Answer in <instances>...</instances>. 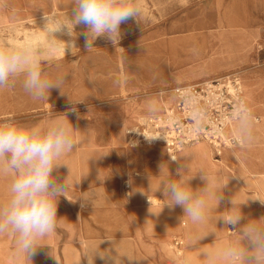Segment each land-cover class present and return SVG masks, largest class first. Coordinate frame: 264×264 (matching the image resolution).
I'll return each mask as SVG.
<instances>
[{
	"label": "rangeland",
	"instance_id": "374dc122",
	"mask_svg": "<svg viewBox=\"0 0 264 264\" xmlns=\"http://www.w3.org/2000/svg\"><path fill=\"white\" fill-rule=\"evenodd\" d=\"M129 2L139 11L138 21L129 20L127 23L121 24V36L118 44L114 45L106 37H98L93 42V46L87 49L85 38L79 35L86 30L83 26L74 28L71 42L68 41L69 37L63 35L59 38L49 37L42 27L43 14L51 17L53 21L67 24L69 28L73 27L70 16L71 8L64 6L66 2L63 0H25L23 2L24 7L30 10L28 15L18 16L16 14L14 32L8 34L1 32L0 45L5 47L30 45L32 55L40 61L42 74L52 81L62 79L63 83L61 89L52 88L49 97L46 95L43 100H34L24 91L22 78L17 79L13 87L0 89V121L17 122L30 116H44L49 119V117L54 118L66 114L76 120V113L80 111L85 113L81 120L87 118L88 115L94 116L96 135L101 136L103 133L106 135L107 131L112 132L114 127L111 123L109 127L103 124L100 117L104 115V107L110 106L113 115L117 116V113L121 111L120 106L123 107V103L130 102L131 111L135 115L133 125L136 128L143 123L141 116L145 113H160L175 103L176 96L173 89L176 87L199 81L198 79L202 78L204 80L232 74H234L231 76L232 78H240V72L251 70L260 73L264 71L262 61L264 48L261 49L264 43V0H129ZM199 37H202L203 41L205 39L208 47L213 50L214 46L229 48L238 43L246 44L247 39H253L259 56L257 63L204 62V58H199L197 52L196 42L199 41ZM190 38L191 42L185 41ZM258 49L261 50L258 51ZM211 54L213 51L210 50V53L207 54L208 59L213 60ZM195 77L202 78L196 79ZM240 80L242 82L241 78ZM241 86L243 91L245 89L244 92H246L247 97L252 99L255 92L254 85L246 84L244 81ZM73 107H75L76 112L70 111ZM263 113L261 112L260 115L254 113V119L262 120ZM125 130L121 129L119 135L122 141H125L123 144L128 150L130 164L127 173L122 177L121 195L123 199L131 198L133 193L137 192L133 183L129 190L125 189L124 180L126 177L135 175L137 169L143 173L139 149L126 145ZM116 131L117 129L114 132ZM258 132L260 134V131ZM196 143L181 150L206 144L209 149L210 147L213 148L214 157H219L209 142L200 140ZM250 144L255 145L256 142ZM144 146H142L143 151L149 150V152L146 151L148 153L157 149L162 152L159 163L173 162L163 144L151 147ZM187 146L185 145L184 148ZM102 147L104 146L101 144L96 145V149L101 150ZM115 147V151H117L118 146ZM263 147L262 144L255 145V148L260 149L258 152L264 151ZM235 149L234 145L229 147L239 163L245 169L247 168L248 172L255 173L240 157L238 158V152ZM181 150L177 152V157L180 156ZM88 160L93 162L97 168L99 165L106 166L108 162L118 166L122 162V156L117 152L110 159H107L96 153L94 159L88 157ZM192 160L194 163L196 160L199 164L203 163L200 157L191 158L189 159L191 163L189 167L194 166ZM61 162L67 165L61 166L62 169L71 170L73 167L81 170L82 165L89 161L85 158H63ZM176 162L180 163V159ZM242 166L238 165L235 167L237 168L235 171H230L231 176H239V181H237L239 184L245 183L246 178L243 175ZM205 169L204 173H208L210 180L206 197L209 204L206 220L203 223H193L189 218L183 217V209L180 210L179 225L183 227V235H181L183 237L173 233L169 238L172 250L171 264L177 263L174 258L178 257L180 262L184 256L190 258V264H205L202 252L206 250L223 254V250L237 238L230 231L231 228L229 230L224 227L222 222H216L218 216L227 215L230 212L238 213V211L229 209L220 213L226 208V204H230L229 198L234 195L237 206L249 198L264 199L256 192L245 190V188L250 187L245 186L238 190L237 186L231 185L230 181L226 180L228 173L225 170L222 173L226 181L220 183L215 181V174H219L218 167L211 168L206 164ZM255 174H253L255 182L264 185V179ZM210 178H214V180L212 181ZM225 184L227 186L223 189ZM190 186L195 190L204 187L205 182L196 181L190 183ZM8 189L9 185H0V205L7 202L9 198ZM222 189L225 198L217 204V194ZM130 192L132 195L128 196ZM148 194H150L149 197ZM148 194L142 196V203L146 206H150L149 200H151L152 206H157L158 203L165 201L161 191L156 192L154 189ZM67 198L60 197L57 206L56 228L52 234L41 241L46 245L38 248L37 254L32 257V262L18 251L14 234L11 232L0 234V264H44L46 261L40 259L39 255L40 250L44 248H56L61 264L66 263V251L72 262L75 261L76 253L83 264H88L99 247L101 250L108 249L116 264L165 263L164 259L168 253L163 250L159 241H151L148 237L143 239L141 235L137 234L131 216L127 215L126 217L127 225L130 226L128 232L111 237L105 232L106 227L96 223L90 217L91 208L95 204H86L82 208L81 202L79 203L77 199L69 198L68 195ZM90 198L91 201L100 204H97V207L101 210L120 209V205L117 204L119 203L118 200L113 199L110 195L102 198V195L94 189L90 192ZM110 203L114 207H111ZM220 204L221 206H219ZM241 207L249 213L248 218L242 214L246 218L242 223L249 219L255 220L264 217V205L259 200H249L247 204ZM87 226L89 228L95 227L97 233L89 234L86 229ZM207 233L210 234L202 240L199 239ZM222 236L224 237L222 238ZM174 237H180L184 241L181 254L174 246ZM191 253L193 254L191 255ZM220 256L221 259L217 263L226 264L223 255ZM106 259L96 256L94 261L96 264H106ZM221 261L224 262L221 263Z\"/></svg>",
	"mask_w": 264,
	"mask_h": 264
},
{
	"label": "clouds",
	"instance_id": "9594fccd",
	"mask_svg": "<svg viewBox=\"0 0 264 264\" xmlns=\"http://www.w3.org/2000/svg\"><path fill=\"white\" fill-rule=\"evenodd\" d=\"M138 15V9L129 0H72L70 10L72 28L65 23L53 21L45 14L42 16V27L49 37L59 38L63 35L69 37L68 41L71 42L74 28L83 26L86 30L79 35L85 38V46L88 49L98 37H106L114 45L118 44L121 24L129 20L138 21ZM21 78L24 91L34 100H43L46 95L49 97L50 90L61 89L63 83L62 79L52 81L42 74L40 61L32 55L30 45L15 47L0 45V89L13 87L16 80ZM70 111L76 112L75 107ZM233 116L238 123L233 145L242 147L250 144L253 141L250 110L240 103ZM194 119L199 121L201 117L194 114ZM73 129L67 114L66 119L58 118L47 126H22L10 120L0 121V174L13 177L8 189L9 198L5 204L0 205V234L6 232L14 234L18 251L31 262L38 248L46 245L41 241L56 228L60 197L67 198L68 181L66 177L54 175V172L61 166H67L61 162V158L72 153L77 147ZM144 137L149 142L158 138L165 139L163 136ZM136 146V142L131 144V147ZM171 160L178 161L179 158L171 157ZM165 166L167 165L163 163L159 165V176L164 174L166 179L161 180L156 192H162L166 203L159 213H155L151 210L152 202L148 199L149 213L158 216L165 206L169 209L181 207L183 217L189 218L193 223H203L209 210L206 199L209 177L201 171L200 179L205 182V186L193 190L190 182L195 175H187V163L180 164L175 177L172 178L168 167L165 172ZM127 183L129 186L132 185L131 176ZM226 186L227 184L223 189ZM223 189L217 194V204L225 198ZM80 200L81 207H85V201ZM249 200H259L264 205V199L249 198L239 204L238 213L230 212L216 217V222H222L229 230L231 228L230 231L237 237L223 250L222 255L226 264H264V217L249 219L242 223L246 218L242 215L241 206L247 204ZM229 202L230 209L237 207L234 195L229 198ZM209 234L199 239L202 240ZM52 256L57 264H61L58 258ZM96 256L101 259L107 258L106 264H116L108 249L101 250L100 247L94 252L88 264H94ZM202 256L205 264H217L221 258L220 254L207 250L202 252ZM179 264H190V258H184Z\"/></svg>",
	"mask_w": 264,
	"mask_h": 264
},
{
	"label": "crops",
	"instance_id": "0c3cea01",
	"mask_svg": "<svg viewBox=\"0 0 264 264\" xmlns=\"http://www.w3.org/2000/svg\"><path fill=\"white\" fill-rule=\"evenodd\" d=\"M24 1L25 0H0V33L5 32L8 34L14 32L16 27V24L14 22L16 14L18 16L28 15V11L30 10L24 7L23 4ZM63 2H66L64 6H68L71 8L72 0H63ZM185 41L191 42V38ZM196 43H197V48H198L197 52L199 58L203 57L204 62L226 63V64L257 63L256 61L258 60L259 57L257 55V48L253 39H247L246 44L238 43L236 45H232L229 48L224 46H214V50L208 47L206 40L204 39L203 41L202 37H199V41H197ZM263 48H264V43L261 46V49ZM261 49H258V51H260ZM210 50L213 51V54H211V56L214 58L213 60H211V58L208 59L207 54L208 52L210 53ZM262 61L264 63V57ZM239 75L240 78L242 79V82L249 81L254 85L255 92L253 93V98L249 99L247 97L246 92H244V95L246 98L248 108L252 112V115L253 116L255 114L260 115L261 112H264V71L259 73L256 71L249 70L245 72H240ZM202 77H195V78L197 79ZM187 78H191V77H187ZM202 79H198V80H202ZM118 105H122V104H118ZM123 105H124L123 107L120 106L121 111L117 113V116L113 115L110 106L104 107L103 109L104 115H102V117L100 118H102L104 125L106 126L108 125L109 127L111 123L114 125V127L112 132L107 131L106 135L103 133V135L101 136L96 135L94 116L91 117L90 115H88L87 118L81 120V118L84 117L85 113L79 111L78 113H76L75 116L76 120H74L72 119V117H69L67 115V119L74 127L73 137L77 147L74 149L72 153L65 155L61 159L85 158L89 162L88 163L85 162V164L82 165L81 170L75 169L73 167L71 170L70 169L65 170L60 168L56 170L54 175L60 178L66 177L69 185L67 189V195L69 196V198H75L79 201V203L80 202L82 203L80 199H83L85 203L88 205L95 204L94 207L91 208L90 217L96 223L102 225L103 227H106L105 232L107 233V235L111 237L113 236L116 237L118 235L126 234L130 228V226L127 225L128 221L126 217L127 215L131 216L132 221L135 225L134 228L135 230H137V234L141 235L143 239H145V237H148L151 241L152 240L159 241L163 250L168 253L169 256L167 255V257L164 259L165 263L163 262L162 264H171L170 257H172V250H171L169 238L173 233L178 234L179 236L183 235L182 234L183 227L179 225V221H180L179 217H181L180 210L182 208L175 207L174 209H169L167 206H165L158 216H153L149 213L150 206H146L142 203V196L144 194L150 193L154 189H157L159 187L161 180L166 179V176L164 174L159 176L160 174L159 165L162 164V162L159 163L161 161V156H162L161 151L156 152L155 156L145 157V152L143 151L142 148L143 145L138 146L139 158L143 165L141 168L143 170V173H140L139 169H137L135 171V175L131 176V179L136 187L137 192L133 193L131 198L130 197L126 198L127 202L126 199H123L121 195L122 180H123L122 177L127 173L126 171L129 167L130 162H129L128 150L125 148L126 146H124L121 136L119 135V132L121 129H126L125 135H128L127 130L128 128L134 127L133 122L135 119V115H133L130 108V102H125L123 103ZM149 114H153V113H145L141 117L144 119V117ZM58 118L66 119V115L65 116L60 115L54 118L49 117V119H47L44 116H30V117H26L23 120L17 121L16 123L22 126H32V125L47 126L50 122ZM116 129L117 131L114 132ZM237 129H238V125H237ZM258 131H260L261 135L259 134ZM252 135H253L252 142H256V144H262V146H264L263 144L264 117L262 118V120H255L254 118H252ZM126 141H127L126 143L127 145L128 136H126ZM194 143L196 142L190 144H194ZM97 144H101L104 147H102L101 150L96 149ZM190 144H188L189 146L186 145L187 147L183 149L190 147L191 146ZM116 145L118 146V149H116L117 151H115ZM210 149L209 146L206 144H199L196 148H190L184 151L181 150L182 152L180 156H178L180 159V163H177L176 161L165 162L164 164L167 165L165 166V172H167V167H168L170 178L175 177V172L177 167L182 163H187L188 165L187 175H195V177L191 180L190 183H195L196 181L201 183L202 180L200 179L201 176L200 172L201 171L205 172L204 171L206 170L205 166L206 164H208L211 168L218 167L219 174L218 173L215 174L216 182L224 183L225 179L222 172L225 170L226 173H228V177H226V180L228 182L230 181L231 185L237 186L238 190H240V188H244L245 186L250 187V188H245V190L253 191V193L256 192L259 194L260 197H264V185L255 182L253 174L248 172L239 163V161L237 160L235 155L229 150V148H226L221 155H218L219 157H214L213 148L210 147ZM258 151H260V149L256 151L257 153H252L251 155L248 156L247 158L248 166L252 168L255 167L264 168V151L261 152ZM117 152L119 153L120 156H122V162L118 166H116V164L108 162L106 166L99 165L98 166L99 168H97L93 162H90V160H88V157L90 159H94L96 153L102 158L110 159V157L117 154ZM79 154L81 155L79 156ZM201 156L206 158V160H204L203 163L199 164L196 160V162L193 164L194 166L189 167L190 164L189 159L191 158L195 159ZM238 165L242 166L241 169L242 171H244L243 175L244 177L246 176L245 183L243 184H239V182H237L239 181L238 178L239 176L233 177L231 176L230 173V171L233 170L235 171L237 169L235 167H237ZM205 174L208 176V173ZM129 177L130 176L126 177V179L124 180L125 189ZM12 178L13 177L10 175L0 174V185L3 186L10 185ZM210 179L212 181L214 180V178H210ZM93 189L96 192H98L100 195H102V198L103 197L105 198L106 196L110 195L113 197V199L118 200L119 203L117 204L118 206L120 205V209L101 210L100 208H98L97 204L98 205L100 204L98 202L91 201L90 198V192H92ZM149 195L150 194H148V197ZM165 203L166 201H164L163 203H158V205L156 204L157 206H151V210L155 213H159L160 209L163 207ZM109 205H111V207H114L112 203H110ZM109 205L107 206L110 207ZM219 206H221V204ZM225 207L226 208L224 210H221L220 213L228 209L231 211H238V212L240 211L239 205L234 209H230L231 208L230 204H226ZM241 212L243 215H245L248 218L249 213L247 212L246 209L241 207ZM86 229L89 232V234L94 235L95 233H97L96 228L93 226L90 228L89 226H87ZM210 240H212V238H210ZM51 254L60 260L59 253L56 248H49V249L44 248L40 250L39 253L40 259L46 261V263L44 264H57L56 259ZM161 257L164 258L163 256ZM65 258H66L65 264H83L78 254L76 255V253H75L74 262L71 261V257L69 256L67 251ZM91 259L92 258H90V260ZM174 259L177 261V263L173 262L172 264H179L178 257ZM94 264H96V261H94Z\"/></svg>",
	"mask_w": 264,
	"mask_h": 264
},
{
	"label": "built area",
	"instance_id": "2783aa9c",
	"mask_svg": "<svg viewBox=\"0 0 264 264\" xmlns=\"http://www.w3.org/2000/svg\"><path fill=\"white\" fill-rule=\"evenodd\" d=\"M176 104L162 115L147 118L140 127L127 131L128 146L136 142L141 144H163L172 157L184 145L200 140L209 142L217 155L228 143L225 135L226 126L234 119L236 107L243 103L247 108L244 91L237 77L220 76L195 81L177 87ZM199 114L201 119H194ZM144 136H163L151 142ZM130 186L126 183V189ZM174 246L182 253L184 241L180 237L173 238Z\"/></svg>",
	"mask_w": 264,
	"mask_h": 264
},
{
	"label": "bare ground",
	"instance_id": "6f19581e",
	"mask_svg": "<svg viewBox=\"0 0 264 264\" xmlns=\"http://www.w3.org/2000/svg\"><path fill=\"white\" fill-rule=\"evenodd\" d=\"M229 77H231V76H234V74H232V75H228ZM238 79H239V82H240V86H241V84H242V82H241V80H240V78L239 77H237ZM245 83L246 84H251V85H253L251 82H249V81H245ZM177 88V87H176ZM176 88H174L173 89V93L175 94V89ZM241 88H242V86H241ZM243 90V89H242ZM175 96H176V94H175ZM176 98V101H177V97H175ZM176 101H175V103L173 104V105H170V106H168L167 108H165L162 112H160V113H153V114H149V115H147V116H145L144 117V119H143V122L147 119V118H149V117H151V116H157V115H162L167 109H169L170 107H173L175 104H176ZM249 109V108H248ZM250 110V109H249ZM250 113H251V116H252V118H254V116L252 115V112L250 111ZM237 125H238V123H237V121L235 120V119H232L230 122H229V124L226 126V129H225V135H226V137L228 138V143L226 144V146L222 149V152L226 149V148H229V147H232L233 146V139H234V137H235V135H236V133H237ZM140 126H138V127H131V128H128V130H130V129H135V130H137L138 128H139ZM127 130V131H128ZM122 135V134H121ZM122 136H124V134L122 135ZM126 139V138H125ZM124 143H125V141H123ZM193 143V142H192ZM190 144V143H189ZM197 144V143H196ZM195 144V145H196ZM141 145H147V144H141ZM141 145H139V146H141ZM155 145H158V143L157 144H155ZM188 145V144H187ZM148 146H154V145H148ZM185 146V145H184ZM184 146L182 147V149L184 148ZM145 147V146H144ZM236 147V149H237V152H238V158L240 157L243 161H244V163L246 164V165H248V160H247V158H248V156L249 155H251L252 153H257L256 151L258 150L257 148H255V145H245V146H235ZM257 147H259V146H257ZM195 148H196V146H195ZM147 149V148H146ZM235 149V150H236ZM146 151H148L149 152V150H146ZM146 151H144L145 152V156L146 157H152V156H155L156 155V152H158V149L156 150V151H151V153H148V152H146ZM160 151V150H159ZM162 153V152H161ZM237 154V153H236ZM263 154V153H262ZM177 156V154H175V156H173V157H176ZM172 157V156H171ZM201 158V160L202 161H204V160H206V158L205 157H200ZM191 161V160H190ZM242 161V162H243ZM192 162H193V160H192ZM191 164V163H190ZM193 164H194V162H193ZM249 168H251L256 174H257V176H259L261 179H264V168H260V167H255V168H252V167H250V166H248ZM247 169V168H246ZM248 171V170H247ZM255 173H253V174H255ZM255 174V175H256ZM254 176V175H253ZM133 186H135V185H133ZM134 188V187H133ZM153 201V200H152ZM245 221V220H244ZM244 221H242V222H244ZM224 230V229H223ZM226 231H227V229H226ZM194 233H196V232H194ZM203 233V232H202ZM223 234H227V233H223ZM203 235V234H202ZM199 237V236H198ZM224 236H222V238H223ZM229 237V236H228ZM194 238V237H193ZM192 238V239H193ZM195 239V238H194ZM207 240V239H206ZM224 240V239H223ZM230 240V239H229ZM189 241V240H188ZM187 241V242H188ZM208 244V243H207ZM229 246V245H228ZM190 247V246H189ZM220 247V246H219ZM196 251V250H195ZM186 252V251H185ZM189 252V251H188ZM187 253V252H186ZM188 254V253H187ZM193 253H191V255H192ZM221 255H222V253H221ZM186 256H184V258H185ZM189 257V256H188ZM192 258L194 257V256H191ZM223 257V256H222ZM191 258V259H192ZM198 258V257H197ZM200 259V258H199ZM221 259V258H220ZM182 260H183V258H182ZM182 260H180V261H182ZM194 260V262H195V259H193ZM224 260V259H223ZM202 261V260H201ZM201 261H200V263H201ZM222 262H224V261H221V263ZM196 263V262H195ZM199 264V263H198ZM217 264H220V263H217Z\"/></svg>",
	"mask_w": 264,
	"mask_h": 264
}]
</instances>
